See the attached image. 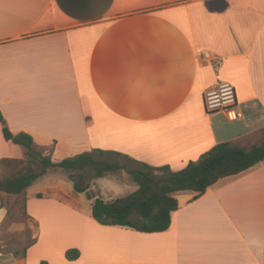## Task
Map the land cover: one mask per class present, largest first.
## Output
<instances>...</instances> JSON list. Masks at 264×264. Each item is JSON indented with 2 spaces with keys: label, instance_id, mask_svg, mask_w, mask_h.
<instances>
[{
  "label": "crops",
  "instance_id": "crops-1",
  "mask_svg": "<svg viewBox=\"0 0 264 264\" xmlns=\"http://www.w3.org/2000/svg\"><path fill=\"white\" fill-rule=\"evenodd\" d=\"M221 82L235 119L205 107ZM0 112L55 161L101 149L178 171L220 142L251 146L264 133V0H0ZM17 146L0 122V159L24 158ZM50 173L26 191L35 242L25 257L0 250V264H264V159L198 198L177 192L158 232L98 223L74 185L34 190ZM124 175L92 188L104 198L109 177L135 191Z\"/></svg>",
  "mask_w": 264,
  "mask_h": 264
},
{
  "label": "trees",
  "instance_id": "trees-1",
  "mask_svg": "<svg viewBox=\"0 0 264 264\" xmlns=\"http://www.w3.org/2000/svg\"><path fill=\"white\" fill-rule=\"evenodd\" d=\"M0 122L5 139L25 148L24 158L0 159L2 164H22L15 174L0 179V192L19 197L23 201L25 216H28L27 189L46 174L48 169L60 168L69 173L75 193L85 192L87 197L93 200L92 216L98 223L127 226L143 232L164 231L171 225L172 213L180 206L177 192L193 191L194 198H198L220 179L239 174L264 159L263 133L259 142L248 147L232 141L220 142L202 154L198 160L189 162L178 171L171 170L167 165L153 166L139 162L119 153L107 154L101 149L55 161L50 155L43 154L35 147L32 134L26 131L17 133L12 131L1 112ZM132 162L137 165H131ZM121 169L126 170L138 186L135 191L105 200L99 190L91 187L93 179ZM88 173L94 175L88 177ZM37 196L44 197V194L38 193ZM58 197L69 198L62 193ZM35 240L34 238L21 251L15 249L14 255L17 258L25 257L27 246L33 244ZM80 254L76 247L66 251L69 260L78 259Z\"/></svg>",
  "mask_w": 264,
  "mask_h": 264
},
{
  "label": "rangeland",
  "instance_id": "rangeland-1",
  "mask_svg": "<svg viewBox=\"0 0 264 264\" xmlns=\"http://www.w3.org/2000/svg\"><path fill=\"white\" fill-rule=\"evenodd\" d=\"M37 149L43 154H46L45 148L38 147ZM21 150L24 151L25 148L20 145L17 146L15 149L16 153H19V151ZM21 165L22 164L18 165L13 163L11 165H7L1 163L0 179L15 174L17 170L21 167ZM131 165H137V164L132 162ZM117 172L122 176H125L124 174L127 173V171L124 169H121ZM93 175H94L93 173L91 174L88 173L87 176L92 177ZM107 178L108 179L99 180L100 187L102 188L101 192L105 199L109 200L111 197L116 198V197L124 196L132 191L130 190L132 186V182L128 184H121V183L117 184V183H112L109 177ZM57 185H59L61 189L67 191L73 189L74 183L69 178V173L67 171L63 169H57L53 171V168H51V173L40 179L34 185V190H43L45 192L52 193L53 191H55L54 187H56ZM94 189L97 188L94 187ZM65 191L64 192L60 191L59 193H57V195H59L60 193H62L63 195H67ZM78 196H79L78 198L75 197V201H76L75 203L78 204L81 203L84 210L87 211L88 209H90L92 211L93 201L88 199L85 193H82L81 195L78 194ZM71 197L72 194H70V198ZM0 208L7 210V215L0 227L1 228L0 250L5 253H15V249L21 251L23 247L29 244L36 237L37 225L33 220L26 218L27 216H25L23 211V201L19 197L7 194L5 192H0Z\"/></svg>",
  "mask_w": 264,
  "mask_h": 264
},
{
  "label": "built area",
  "instance_id": "built-area-1",
  "mask_svg": "<svg viewBox=\"0 0 264 264\" xmlns=\"http://www.w3.org/2000/svg\"><path fill=\"white\" fill-rule=\"evenodd\" d=\"M204 55L210 56L208 52ZM204 99L208 111L224 110L231 119L237 118V96L232 83H218L214 88L205 91ZM231 112L234 113V116H231Z\"/></svg>",
  "mask_w": 264,
  "mask_h": 264
},
{
  "label": "bare ground",
  "instance_id": "bare-ground-1",
  "mask_svg": "<svg viewBox=\"0 0 264 264\" xmlns=\"http://www.w3.org/2000/svg\"><path fill=\"white\" fill-rule=\"evenodd\" d=\"M231 116H234V113L233 112H231Z\"/></svg>",
  "mask_w": 264,
  "mask_h": 264
}]
</instances>
